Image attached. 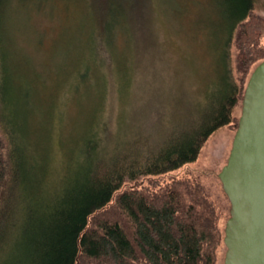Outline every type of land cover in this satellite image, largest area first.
Returning a JSON list of instances; mask_svg holds the SVG:
<instances>
[{"label": "trees", "instance_id": "16d2710c", "mask_svg": "<svg viewBox=\"0 0 264 264\" xmlns=\"http://www.w3.org/2000/svg\"><path fill=\"white\" fill-rule=\"evenodd\" d=\"M253 3L219 0L222 58L205 94L188 90L174 104L158 100L142 120L121 124L119 119L113 132L98 123L101 88L98 109L89 110L72 139L76 149L68 154L65 171L52 181L45 178V153L18 135V104L3 100L1 112L12 138L5 142L0 137V264H215L224 232L218 209L199 182L182 177L154 186L127 182L192 162L215 129L224 124L236 129L232 109L238 103L241 107L251 64L264 58V15L254 11ZM88 4L102 14L97 29L90 31L92 41L85 46L77 77V88L87 87L91 99V62L107 61L102 55L112 53L129 13L140 12L147 2ZM230 41L236 77L230 73ZM8 77V72L2 75L0 89Z\"/></svg>", "mask_w": 264, "mask_h": 264}, {"label": "rangeland", "instance_id": "374dc122", "mask_svg": "<svg viewBox=\"0 0 264 264\" xmlns=\"http://www.w3.org/2000/svg\"><path fill=\"white\" fill-rule=\"evenodd\" d=\"M145 2L140 12L129 13L131 19L122 24L112 53L101 54L107 61L91 62L87 84L93 88L91 99L84 91L87 87L77 88V77L80 61L87 56L85 46L91 43L90 31L101 22V10L90 8L88 0H5L0 6V79L9 74L0 89V137L5 142L12 138L1 112L7 98L6 104L20 108L16 117L20 138L29 137L36 150L45 153L46 181L62 174L68 154L76 149L72 139L87 122L89 110L98 109L102 89L98 123L115 132L119 119L121 124L142 120L156 101L174 104L188 90L191 95L205 94L207 84L216 80L224 39L219 0ZM253 2L254 11L264 15V0ZM228 50L230 73L236 77L233 41ZM240 111L238 103L232 115L239 117ZM234 131L224 124L205 139L194 161L127 183L164 185L173 177L197 181L218 209L223 231L229 200L218 172L226 162ZM21 145L26 147L25 141ZM224 252L221 239L215 264H223Z\"/></svg>", "mask_w": 264, "mask_h": 264}, {"label": "water", "instance_id": "95a60500", "mask_svg": "<svg viewBox=\"0 0 264 264\" xmlns=\"http://www.w3.org/2000/svg\"><path fill=\"white\" fill-rule=\"evenodd\" d=\"M218 178L229 200L223 264H264V58L247 77L237 127Z\"/></svg>", "mask_w": 264, "mask_h": 264}]
</instances>
